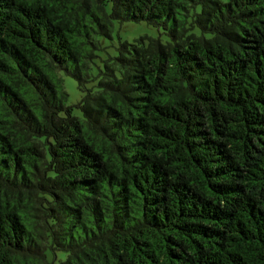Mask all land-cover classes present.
<instances>
[{
	"label": "trees",
	"instance_id": "16d2710c",
	"mask_svg": "<svg viewBox=\"0 0 264 264\" xmlns=\"http://www.w3.org/2000/svg\"><path fill=\"white\" fill-rule=\"evenodd\" d=\"M0 264H264V0H0Z\"/></svg>",
	"mask_w": 264,
	"mask_h": 264
},
{
	"label": "rangeland",
	"instance_id": "374dc122",
	"mask_svg": "<svg viewBox=\"0 0 264 264\" xmlns=\"http://www.w3.org/2000/svg\"><path fill=\"white\" fill-rule=\"evenodd\" d=\"M222 2H229L230 0H221ZM141 37H149L161 39L164 43L170 41V37L162 27L154 26L148 22H114L111 38H100V41L105 48L99 53L100 57L105 59L108 56L117 55V47L120 42H134ZM101 64V60H98ZM97 67L94 68V73L97 74ZM65 80V88L69 94L68 106L74 107V114L82 117V112L77 108V104L82 100L84 92L79 88L78 82L72 77L63 73Z\"/></svg>",
	"mask_w": 264,
	"mask_h": 264
}]
</instances>
